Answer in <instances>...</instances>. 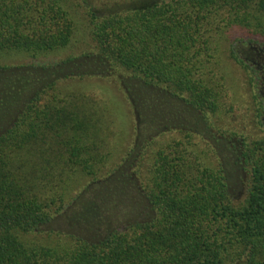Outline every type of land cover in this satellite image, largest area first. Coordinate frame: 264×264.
<instances>
[{
    "label": "trees",
    "instance_id": "obj_1",
    "mask_svg": "<svg viewBox=\"0 0 264 264\" xmlns=\"http://www.w3.org/2000/svg\"><path fill=\"white\" fill-rule=\"evenodd\" d=\"M92 1L0 0V58H32L0 59V264H264V135L234 121L222 62L248 73L261 123L264 67L236 45L264 48V0ZM87 77L134 115L107 170L110 122L58 86Z\"/></svg>",
    "mask_w": 264,
    "mask_h": 264
},
{
    "label": "rangeland",
    "instance_id": "obj_2",
    "mask_svg": "<svg viewBox=\"0 0 264 264\" xmlns=\"http://www.w3.org/2000/svg\"><path fill=\"white\" fill-rule=\"evenodd\" d=\"M129 0H94L93 3H96L97 6H108L109 8H115L119 3L123 4ZM83 45V44H82ZM226 49L229 48V43L226 42L224 45ZM237 50L242 57L250 61L258 60L259 63L264 66V55L259 58L257 54H255L254 50L251 49L250 46H257L256 44H250L246 42H242L236 45ZM72 49H67L60 53L58 56H64L70 54ZM264 54V51H262ZM56 55V54H55ZM51 57L42 56L40 59H46ZM2 63H9L16 65L17 63H23L32 60L31 57L24 53L14 52L8 55L2 56L1 58ZM222 62L225 66L226 71L229 75L234 79V90L232 93V98L235 102V108H238L236 112L232 114V117L235 118L236 121L241 127L243 124L241 123V118L244 121L246 126V131H249L252 137H259L264 135V107L261 111V123H257L255 118L256 115V106L254 103L255 98H253L251 86L249 84V75L246 73L239 64H236L233 59L230 57L223 56ZM261 79L263 80V76L261 75ZM61 90V96H65L70 93H80L78 91L84 92L85 98L90 103L94 101L97 108L96 110L99 111V114L102 115L105 119V122H110V125L106 130H103V135L107 142L109 143V149L111 151L110 161L106 165V169H110L114 167V165L124 156L125 152L127 151L128 147L132 142V135H133V125H134V115L132 113L131 107L128 101L125 98L124 93L120 89L119 85L114 81L113 78H99V77H87L84 79H67L63 80L58 84ZM257 91L264 94V80L259 81V86L257 87ZM60 92L59 89L56 91H51L47 94L44 98L46 99L51 98V96L56 93ZM259 101L261 99L259 98ZM111 114V117H110ZM240 121V123H239ZM233 124V123H232ZM235 125V124H233ZM181 134L178 131H168L164 138L159 139V143H162L166 140L172 141L175 139H181ZM193 142L195 143V148L198 150H205L207 151L205 157L207 161L216 160L213 152L210 150V146L203 141L202 139L198 138L197 136L194 137ZM207 144V145H206ZM157 148V147H156ZM145 169V168H144ZM234 184V191H239L238 197L240 201L245 198V191L243 186L241 185V181L236 179L233 181Z\"/></svg>",
    "mask_w": 264,
    "mask_h": 264
},
{
    "label": "flooded vegetation",
    "instance_id": "obj_3",
    "mask_svg": "<svg viewBox=\"0 0 264 264\" xmlns=\"http://www.w3.org/2000/svg\"><path fill=\"white\" fill-rule=\"evenodd\" d=\"M250 47H251L252 50H254L255 54H257V57L259 56V58H260V57H262L264 55V54H262V51H264V48H259L257 46H250ZM254 61L259 63V61L257 59L254 60ZM262 76H264V70H263Z\"/></svg>",
    "mask_w": 264,
    "mask_h": 264
}]
</instances>
